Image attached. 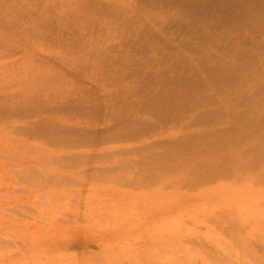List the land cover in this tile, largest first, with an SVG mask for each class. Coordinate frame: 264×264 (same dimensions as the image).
I'll return each instance as SVG.
<instances>
[{
  "label": "bare ground",
  "instance_id": "6f19581e",
  "mask_svg": "<svg viewBox=\"0 0 264 264\" xmlns=\"http://www.w3.org/2000/svg\"><path fill=\"white\" fill-rule=\"evenodd\" d=\"M243 166H264V0H0V261L128 241Z\"/></svg>",
  "mask_w": 264,
  "mask_h": 264
},
{
  "label": "rangeland",
  "instance_id": "374dc122",
  "mask_svg": "<svg viewBox=\"0 0 264 264\" xmlns=\"http://www.w3.org/2000/svg\"><path fill=\"white\" fill-rule=\"evenodd\" d=\"M243 168L241 172L245 178L243 181L238 179L235 183H228L218 179L209 185V188H215L210 198L185 197L173 200L174 206L170 207L167 204L164 212L156 216H148L149 226L130 236L128 241L112 239L104 242L100 249L83 244L67 252L59 247L49 253L39 251L42 255L36 256L34 262L36 264H264V166H243ZM101 188L103 191L106 190L105 186ZM126 191V188L113 186L108 192L112 194V200L116 201L117 206L119 204L125 206L130 203L129 198L124 195L118 197V194H125ZM116 214L114 213L112 221L120 218V215ZM100 215L106 213L100 211ZM193 239L204 240L205 243L196 247L187 243ZM137 242L155 244L138 247L135 246ZM0 264L10 263L1 260Z\"/></svg>",
  "mask_w": 264,
  "mask_h": 264
}]
</instances>
